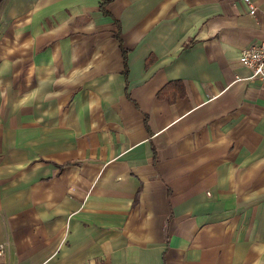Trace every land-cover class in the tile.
<instances>
[{
    "label": "crops",
    "instance_id": "1",
    "mask_svg": "<svg viewBox=\"0 0 264 264\" xmlns=\"http://www.w3.org/2000/svg\"><path fill=\"white\" fill-rule=\"evenodd\" d=\"M0 0V264H264V0Z\"/></svg>",
    "mask_w": 264,
    "mask_h": 264
},
{
    "label": "built area",
    "instance_id": "2",
    "mask_svg": "<svg viewBox=\"0 0 264 264\" xmlns=\"http://www.w3.org/2000/svg\"><path fill=\"white\" fill-rule=\"evenodd\" d=\"M247 8L248 14L254 16L256 8L251 0H239ZM264 4V3H263ZM239 62L242 66L251 70V79H257L264 85V41L258 45H252L244 49ZM3 254V245H0V256Z\"/></svg>",
    "mask_w": 264,
    "mask_h": 264
}]
</instances>
